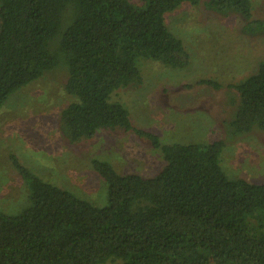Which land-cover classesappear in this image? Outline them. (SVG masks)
<instances>
[{
  "label": "trees",
  "instance_id": "16d2710c",
  "mask_svg": "<svg viewBox=\"0 0 264 264\" xmlns=\"http://www.w3.org/2000/svg\"><path fill=\"white\" fill-rule=\"evenodd\" d=\"M185 2L199 0H0V106L63 64L64 90L75 99L58 123L69 141L90 138L99 128L133 130L159 148L164 161L144 176L93 158L107 184V201L97 205L11 154L27 203L15 214L0 209V264H264V182L225 173L222 139L163 143L136 127L125 105L112 98L118 88L142 83L138 57L173 68L189 63L183 40L165 20ZM205 5L241 16L244 33L264 35V18L252 17L251 0ZM56 37L58 45L50 48ZM229 86L238 96L230 136L264 129V57Z\"/></svg>",
  "mask_w": 264,
  "mask_h": 264
},
{
  "label": "rangeland",
  "instance_id": "374dc122",
  "mask_svg": "<svg viewBox=\"0 0 264 264\" xmlns=\"http://www.w3.org/2000/svg\"><path fill=\"white\" fill-rule=\"evenodd\" d=\"M206 1L182 3L165 16L183 40L189 63L173 68L138 57L142 83L120 87L112 98L125 105L136 127L157 134L163 143L222 139L225 173L264 182V129L254 127L238 136L228 132L238 98L229 85L257 69L264 57V35L244 33L241 16L211 10ZM251 1L252 17L264 18V0ZM54 39L50 48L58 45ZM66 70L63 64L47 70L0 106V209L6 213H18L27 203L26 184L11 154L46 181L97 205L107 201V184L95 171L93 158L106 159L120 173L144 176L164 163L160 149L133 130L99 128L90 138L69 141L58 123L62 108L75 99L64 90Z\"/></svg>",
  "mask_w": 264,
  "mask_h": 264
}]
</instances>
